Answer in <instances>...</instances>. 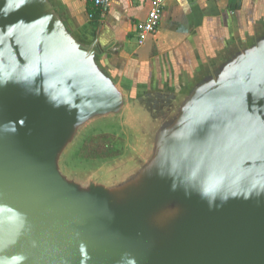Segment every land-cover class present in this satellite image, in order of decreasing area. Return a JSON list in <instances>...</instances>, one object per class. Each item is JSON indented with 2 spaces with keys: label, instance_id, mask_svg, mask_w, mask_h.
<instances>
[{
  "label": "water",
  "instance_id": "95a60500",
  "mask_svg": "<svg viewBox=\"0 0 264 264\" xmlns=\"http://www.w3.org/2000/svg\"><path fill=\"white\" fill-rule=\"evenodd\" d=\"M98 38L61 0H0V264H264V13L180 73ZM107 117L141 132L131 170L62 169Z\"/></svg>",
  "mask_w": 264,
  "mask_h": 264
},
{
  "label": "crops",
  "instance_id": "0c3cea01",
  "mask_svg": "<svg viewBox=\"0 0 264 264\" xmlns=\"http://www.w3.org/2000/svg\"><path fill=\"white\" fill-rule=\"evenodd\" d=\"M61 2L82 30L98 33L114 64L136 71L180 73L215 42L264 13V0H167L156 31L139 45L150 0H110L106 9L93 0Z\"/></svg>",
  "mask_w": 264,
  "mask_h": 264
},
{
  "label": "rangeland",
  "instance_id": "374dc122",
  "mask_svg": "<svg viewBox=\"0 0 264 264\" xmlns=\"http://www.w3.org/2000/svg\"><path fill=\"white\" fill-rule=\"evenodd\" d=\"M80 133L64 153L61 166L81 179L91 174L101 181L120 179L131 170V158L143 149L141 132L126 118L95 120Z\"/></svg>",
  "mask_w": 264,
  "mask_h": 264
},
{
  "label": "built area",
  "instance_id": "2783aa9c",
  "mask_svg": "<svg viewBox=\"0 0 264 264\" xmlns=\"http://www.w3.org/2000/svg\"><path fill=\"white\" fill-rule=\"evenodd\" d=\"M166 1L167 0H150V8L146 19L140 25L139 29V45H142L145 42L148 35L153 34L156 31L164 11ZM93 3L101 9H106L110 4V0H93ZM89 17H92V14H90Z\"/></svg>",
  "mask_w": 264,
  "mask_h": 264
}]
</instances>
